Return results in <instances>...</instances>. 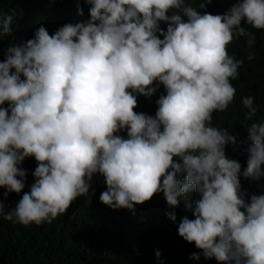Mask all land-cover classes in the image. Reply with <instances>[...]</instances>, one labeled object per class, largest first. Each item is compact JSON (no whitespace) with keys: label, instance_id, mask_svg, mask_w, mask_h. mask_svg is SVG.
<instances>
[{"label":"clouds","instance_id":"obj_1","mask_svg":"<svg viewBox=\"0 0 264 264\" xmlns=\"http://www.w3.org/2000/svg\"><path fill=\"white\" fill-rule=\"evenodd\" d=\"M83 2L90 5L89 19L52 35L40 26L0 62L5 198L25 188L22 162L37 161L30 190L15 208L6 210L0 200V218L51 224L77 198L95 194L98 174L106 185L99 200L112 210L134 214L136 205L163 193L169 208L182 204L191 212L194 219L185 215L178 235L201 250L193 259L202 254L218 264H264V194L246 200L240 180L241 174L264 177V122L248 128L252 144L242 173L225 152L235 136L213 126V113L233 103L231 80L244 64L228 45L245 37L253 46L255 34L242 21L264 30V0H236L222 15L201 14L186 0ZM212 3L202 0L198 7ZM71 10L69 18L83 19L79 0ZM13 20L0 11V39L11 33ZM160 84L166 94L156 100L155 115L134 111L138 96L151 98ZM241 103L245 119L256 116L254 97ZM168 216L176 222L175 211ZM155 254L159 259V250Z\"/></svg>","mask_w":264,"mask_h":264},{"label":"trees","instance_id":"obj_2","mask_svg":"<svg viewBox=\"0 0 264 264\" xmlns=\"http://www.w3.org/2000/svg\"><path fill=\"white\" fill-rule=\"evenodd\" d=\"M186 2L192 3L201 14L207 11L222 15L236 0H213L206 9L198 7L202 0ZM79 3L84 6V16L74 21L69 17L77 0H0V11L14 17L11 33L0 39V62L5 59L10 46L34 38L40 26L46 27L52 35L66 23L89 19L90 5L83 0ZM160 23L166 31L167 24ZM242 26L254 33L256 39L251 48L245 37L228 45V53L244 60V64L238 69V78L231 80L236 88L233 103L226 111L213 113V126L228 130L229 135L236 138V143H229L225 152L229 159L240 162L241 173L247 167V149L252 144L248 128L253 122H264V30L254 29L244 21ZM250 53L255 54L251 61L247 59ZM161 94H166L162 84L151 98L139 95L138 107L134 111L154 116L158 108L156 100ZM245 96L254 97L258 109L251 120L245 119L248 109L241 103ZM3 107H7V103ZM120 135L127 138L126 132ZM20 167L27 173L24 190L19 194L9 193L5 198L6 189L0 188V200L6 210L15 208L34 183L35 158H26ZM240 180L242 190L248 194L246 200L250 201L253 194H264V177L251 180L241 174ZM92 188L95 194L90 199L77 198L67 213L51 224L23 226L0 218V264H218L214 258L205 259L202 254L199 259H193V253H201V250L178 235L180 220L185 215L194 219L191 212H185L182 204L171 209L163 193H159L150 201L136 205L133 214L127 209L112 210L100 202V194L106 190L102 176L94 175ZM194 196L192 194L189 198ZM170 211H175L176 222L169 218ZM157 250L161 253L159 259L155 254Z\"/></svg>","mask_w":264,"mask_h":264}]
</instances>
